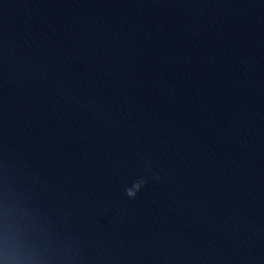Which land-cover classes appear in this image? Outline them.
Instances as JSON below:
<instances>
[{"label":"water","instance_id":"water-1","mask_svg":"<svg viewBox=\"0 0 264 264\" xmlns=\"http://www.w3.org/2000/svg\"><path fill=\"white\" fill-rule=\"evenodd\" d=\"M5 207L45 264H264V0H0Z\"/></svg>","mask_w":264,"mask_h":264},{"label":"clouds","instance_id":"clouds-1","mask_svg":"<svg viewBox=\"0 0 264 264\" xmlns=\"http://www.w3.org/2000/svg\"><path fill=\"white\" fill-rule=\"evenodd\" d=\"M151 171L150 166L146 169ZM159 181L158 175L151 177ZM149 178L139 176L123 189L125 197L135 200L147 187ZM39 229L26 214L5 207L0 220V264H45Z\"/></svg>","mask_w":264,"mask_h":264}]
</instances>
